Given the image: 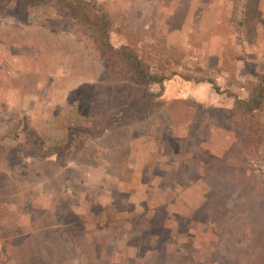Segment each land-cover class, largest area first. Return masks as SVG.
Returning a JSON list of instances; mask_svg holds the SVG:
<instances>
[{
    "label": "rangeland",
    "instance_id": "1",
    "mask_svg": "<svg viewBox=\"0 0 264 264\" xmlns=\"http://www.w3.org/2000/svg\"><path fill=\"white\" fill-rule=\"evenodd\" d=\"M260 87L264 0H0V264H264Z\"/></svg>",
    "mask_w": 264,
    "mask_h": 264
},
{
    "label": "trees",
    "instance_id": "2",
    "mask_svg": "<svg viewBox=\"0 0 264 264\" xmlns=\"http://www.w3.org/2000/svg\"><path fill=\"white\" fill-rule=\"evenodd\" d=\"M102 28L105 31V28H108V25L107 24L103 25V23H102ZM119 60H121L122 62L128 64L132 68L131 69L129 67L131 70H133L132 72L134 74H133L132 77H133L134 80H137L138 77L141 78V79H145L146 78L147 74L141 69L140 63L137 60H132L131 57H129V59H128V57L124 56L123 54L120 56ZM131 62H132V65L130 64ZM147 78L150 79V77H147ZM160 81H162V80H160ZM262 90L263 89L260 87L259 94H258L259 98L260 97L263 98L262 96H264V90L263 91ZM134 92H135L134 88H132L131 86H126L124 84L119 86V88H116L115 86H111V87H109V90H108L107 93H104L101 89L98 90V92H96V93H92L91 94L92 98H90L89 104H92V105H95V104L100 105L101 104V106H99V109H100V111L104 110L103 113H106L108 111L112 112V113H115L118 109H120V106L122 105L121 101H123V98L129 97ZM94 95H98V96L94 98L93 97ZM243 104H247V106H245V109H244L245 112H247L246 113L247 119L245 117H243V119H242V122L244 124H246L247 121H249V118H250V116L252 114V111L256 107H258L259 102L258 101H254L252 107H249L248 102L243 101ZM246 128L247 127H245V130H246Z\"/></svg>",
    "mask_w": 264,
    "mask_h": 264
},
{
    "label": "crops",
    "instance_id": "3",
    "mask_svg": "<svg viewBox=\"0 0 264 264\" xmlns=\"http://www.w3.org/2000/svg\"><path fill=\"white\" fill-rule=\"evenodd\" d=\"M189 96H191L190 98L198 101L199 103L206 105L207 107H211V106H217V104H213L216 100L217 97L214 93V91L212 90L211 86H209V84H199L197 86H193L190 89V93ZM225 105L222 108L225 109H231L232 106L229 103V101L223 102ZM209 104V106L207 105Z\"/></svg>",
    "mask_w": 264,
    "mask_h": 264
}]
</instances>
